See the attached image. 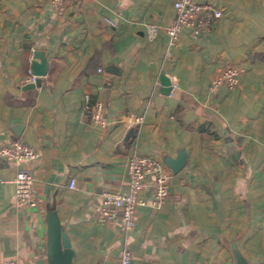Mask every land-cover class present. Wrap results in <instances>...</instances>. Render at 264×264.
Here are the masks:
<instances>
[{"label": "crops", "instance_id": "1", "mask_svg": "<svg viewBox=\"0 0 264 264\" xmlns=\"http://www.w3.org/2000/svg\"><path fill=\"white\" fill-rule=\"evenodd\" d=\"M174 1H68L59 11L48 0H0V146L22 138L38 153L22 164L35 178L27 209L14 199L15 165L0 159V262L45 261L49 209L73 264H118L124 246L135 264H237L235 251L264 261V0H194L221 17L197 36L183 26L169 45ZM36 51L47 69L33 83ZM231 65L242 69L238 84L212 89ZM96 100L104 128L89 117ZM134 153L161 161L169 194L159 209L137 207L125 233L95 214L102 191L127 190Z\"/></svg>", "mask_w": 264, "mask_h": 264}, {"label": "built area", "instance_id": "2", "mask_svg": "<svg viewBox=\"0 0 264 264\" xmlns=\"http://www.w3.org/2000/svg\"><path fill=\"white\" fill-rule=\"evenodd\" d=\"M79 2L81 0H48V2L61 11L66 2ZM175 16L167 26L168 44L173 45L178 38L180 29L186 26L193 36L209 31L212 25L222 15L220 8L207 3H197L194 0H175L173 3ZM147 32L152 35L156 31L154 24L146 25ZM100 70V69H99ZM242 69L239 66H225L212 77V89L220 87L233 89L239 82ZM28 80L35 83L37 76L28 70ZM168 94H172L177 87V78L169 75ZM84 104L87 107L89 95L84 94ZM89 117L94 126L104 128L106 120L103 117V104L96 100L90 106ZM140 121V117L135 118ZM37 150L29 146L22 138L12 139L9 143L0 146V159L15 165V173L11 178L14 185V199L20 209H27L36 204L35 178L31 171L22 166L26 161L36 158ZM264 171V158L261 163ZM127 190L124 192L104 190L100 194V202L95 214V220L101 225H110L120 220L125 233L135 224L137 207L149 206L159 209L169 194L170 175L161 161L150 155L132 154L127 158ZM74 178L69 179V187H74ZM148 190L150 199L140 197L139 192ZM0 264H20L14 257L5 258ZM118 264H135L129 248L124 246L121 250Z\"/></svg>", "mask_w": 264, "mask_h": 264}, {"label": "water", "instance_id": "3", "mask_svg": "<svg viewBox=\"0 0 264 264\" xmlns=\"http://www.w3.org/2000/svg\"><path fill=\"white\" fill-rule=\"evenodd\" d=\"M35 59H38L36 61ZM47 61L41 51L34 53L31 61V73L37 76H42L46 73ZM169 87H167L168 91ZM46 221V258L45 261H39L37 264H73V249L71 248L70 240L64 230L56 211L49 209L45 216ZM237 264H253L248 263L244 257L235 251ZM256 264H264V261Z\"/></svg>", "mask_w": 264, "mask_h": 264}]
</instances>
